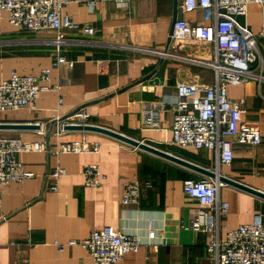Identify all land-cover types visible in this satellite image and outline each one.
<instances>
[{
	"label": "crops",
	"instance_id": "1",
	"mask_svg": "<svg viewBox=\"0 0 264 264\" xmlns=\"http://www.w3.org/2000/svg\"><path fill=\"white\" fill-rule=\"evenodd\" d=\"M178 0L177 19L192 24L212 21L203 9L184 12ZM62 14L76 29H66L62 42L53 31L28 32L5 20L0 32V80L13 73L38 75L51 70L47 89L35 108L0 112V137L58 143L85 138L99 140L102 148L89 154L24 152L18 159L35 176L12 182L0 194V264H99L81 244L92 231L110 226L128 230L145 241L113 264H215L208 257L209 237L193 227L198 203L188 196L186 179L206 177L188 167L135 148L108 135L83 130L62 131V119L85 109L90 123L131 136L179 155L218 174L264 192V77L261 82L227 87L232 100L244 99L242 122L255 124L262 136L259 145L235 144L230 165L216 169L215 154L208 149L180 148L171 143L178 100L177 83L209 84L215 80L210 65L214 45L167 41L173 24L174 0H71ZM239 25L256 36L264 76V28L262 8L248 5L237 16ZM93 28L86 34L84 27ZM58 55L66 61L54 65ZM261 66L256 63L254 69ZM149 77V78H148ZM62 100L60 103L59 100ZM165 103L157 123H145L148 103ZM98 164L106 174L100 186L85 184L84 168ZM62 167L59 179L52 172ZM131 181L142 187L138 201L124 204ZM57 183V190L52 186ZM219 196L230 204L219 220L221 236L260 214L264 223V198L223 183ZM206 222L205 219H200ZM150 222L158 236L148 240ZM64 244L62 249L56 242Z\"/></svg>",
	"mask_w": 264,
	"mask_h": 264
},
{
	"label": "built area",
	"instance_id": "2",
	"mask_svg": "<svg viewBox=\"0 0 264 264\" xmlns=\"http://www.w3.org/2000/svg\"><path fill=\"white\" fill-rule=\"evenodd\" d=\"M71 0H0V32L7 20L13 26L28 32L53 31L57 33L56 42H62L66 29L78 27L70 16L63 15L62 9ZM125 3L132 0H114ZM258 4L262 8L264 28V0H182L184 12L203 9L213 12L210 22L192 24L185 19H177L172 41L198 42L214 45V59L210 65L215 71V80L209 84L177 83L178 100L172 127L171 143L180 148L194 150L208 149L215 154L216 169L230 165L233 161L235 144L259 145L263 136L255 124L242 122L244 99L232 100L227 93L231 84H245L251 80H263V66L260 64V51L256 36L247 28L239 25L237 16L247 14L248 5ZM86 34H93L90 26L84 27ZM66 61L58 55L54 65ZM258 63L259 71L254 69ZM51 70L43 69L40 74L13 73L9 79L0 80V112L18 110L25 107L35 108L40 93L47 89ZM61 103L62 100L60 99ZM166 108L165 103H148L145 110V123L155 125L159 110ZM60 128L67 125H89L90 115L81 108L62 119ZM99 140L85 138L60 142L54 149L44 141H24L18 137H0V194L12 182H24L35 176L19 161L18 155L24 152H50L89 154L101 150ZM65 170L58 166L52 172L59 179ZM85 184L98 187L106 178L98 164H89L84 170ZM223 185L218 179L203 177L186 179L183 187L188 196L199 205V215L193 227L205 233L208 257L215 264H264V223L260 214L253 222L241 224L226 231L221 236L219 220L225 216L230 204L219 196ZM151 186L139 181H131L123 195V203L138 201L142 187ZM57 190V183L52 186ZM205 219L203 222L200 219ZM158 236V230L150 222L148 240ZM143 238L128 230L115 231L110 226L96 229L81 240H70L68 245L81 244L88 250L96 263L113 264L121 261L130 252H136L144 244ZM59 249L64 244L56 242Z\"/></svg>",
	"mask_w": 264,
	"mask_h": 264
},
{
	"label": "water",
	"instance_id": "3",
	"mask_svg": "<svg viewBox=\"0 0 264 264\" xmlns=\"http://www.w3.org/2000/svg\"><path fill=\"white\" fill-rule=\"evenodd\" d=\"M174 6H175V14H174V19H173V24H172V27H171V31H170V34H169V38H168V41H167V45L166 47L168 48L170 43H171V35L173 33V28H174V24L177 20V7H178V0H174ZM149 78V77H148ZM29 126H26V125H0V128H28ZM66 129L67 130H83V131H93V132H98V133H102V134H105V135H108L110 137H113L117 140H120L122 142H125L135 148H139L141 150H144V151H147L149 153H152L154 155H157L159 157H162L164 159H167V160H170L172 162H175V163H178L180 165H183L185 167H188L192 170H195L201 174H203L204 176H207V177H210V178H213V179H218L220 180L221 182L223 183H227V184H230V185H233L235 187H238L242 190H245L247 192H250L252 194H255L259 197H262L264 198V192L260 191V190H257L255 188H252L250 186H247L245 184H242L240 182H237L231 178H228L226 176H223V175H220L218 174L216 171H213V170H210L206 167H203L195 162H192L188 159H185L179 155H176L174 153H171V152H168L166 150H162L156 146H153L151 144H148V143H145L141 140H138L136 138H133L131 136H128V135H125L123 133H120V132H117V131H114L112 129H109V128H105V127H102V126H98V125H92V124H89V125H67L66 126Z\"/></svg>",
	"mask_w": 264,
	"mask_h": 264
}]
</instances>
